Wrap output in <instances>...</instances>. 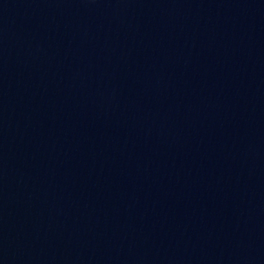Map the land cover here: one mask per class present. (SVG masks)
Wrapping results in <instances>:
<instances>
[{
    "label": "water",
    "instance_id": "obj_1",
    "mask_svg": "<svg viewBox=\"0 0 264 264\" xmlns=\"http://www.w3.org/2000/svg\"><path fill=\"white\" fill-rule=\"evenodd\" d=\"M0 264H264V0H0Z\"/></svg>",
    "mask_w": 264,
    "mask_h": 264
}]
</instances>
